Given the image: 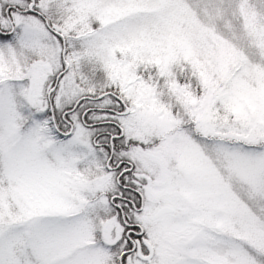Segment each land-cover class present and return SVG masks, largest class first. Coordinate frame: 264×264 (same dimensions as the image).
Segmentation results:
<instances>
[{"label": "snow or ice", "instance_id": "snow-or-ice-1", "mask_svg": "<svg viewBox=\"0 0 264 264\" xmlns=\"http://www.w3.org/2000/svg\"><path fill=\"white\" fill-rule=\"evenodd\" d=\"M0 264H264V0H0Z\"/></svg>", "mask_w": 264, "mask_h": 264}]
</instances>
